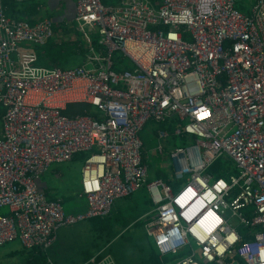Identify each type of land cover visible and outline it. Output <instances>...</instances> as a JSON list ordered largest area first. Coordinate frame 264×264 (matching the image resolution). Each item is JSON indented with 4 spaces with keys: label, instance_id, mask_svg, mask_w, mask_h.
<instances>
[{
    "label": "built area",
    "instance_id": "1",
    "mask_svg": "<svg viewBox=\"0 0 264 264\" xmlns=\"http://www.w3.org/2000/svg\"><path fill=\"white\" fill-rule=\"evenodd\" d=\"M235 3L75 0L72 19L90 54L63 69L33 64L18 48L44 45L52 20L7 16L0 0V209L8 210L0 245L18 239L45 252L60 226L105 218L115 200L144 186L153 207L144 230L161 264L184 250L169 264H264V0L249 14ZM80 103L96 111L66 114ZM149 121L163 124L158 139L180 141L155 149L169 181H148L139 133ZM85 152L86 207L66 214L36 179ZM221 158L234 173L211 170ZM82 264L115 262L100 250Z\"/></svg>",
    "mask_w": 264,
    "mask_h": 264
},
{
    "label": "rangeland",
    "instance_id": "2",
    "mask_svg": "<svg viewBox=\"0 0 264 264\" xmlns=\"http://www.w3.org/2000/svg\"><path fill=\"white\" fill-rule=\"evenodd\" d=\"M116 4L117 0H107ZM14 5V11L18 17H25L24 11L31 9L34 14L26 16L28 19H36L33 17L36 14L48 15L54 22L53 37L47 41L44 45H30L26 42H20L18 48L24 53L31 52L32 56H35L33 64L46 66L49 63L50 55H56L58 58L59 67L66 69L81 65L86 60L85 56L90 54L88 44L82 36V33L77 29L76 22L73 21L75 0H24L20 2L12 1ZM11 5V4H10ZM42 7V9H37ZM14 17V16H11ZM40 17V15L38 16ZM92 38V42L96 43L97 36L89 34ZM81 41L80 42H78ZM85 41V42H84ZM56 53V54H55ZM20 54L18 51L11 53V58L17 60ZM119 54H115V59H119ZM130 62L125 60V64ZM49 65V64H48ZM89 67V65H87ZM1 109V107H0ZM86 110L89 114L95 112L96 109L88 104H69L66 114L71 115ZM160 123L149 121L145 124L142 131L139 133V137L143 143V153L147 169L148 181L154 179L156 176L170 179L169 164L166 159L160 157L156 152L158 144L164 146L168 151L179 144L178 139L168 140V143L164 139H158L155 135V129L161 128ZM89 152L79 153L72 160L60 164H52L50 167V176L58 188V193L62 195V207L66 214H74L84 208V200L77 197V191L79 188L80 176L82 173V167ZM218 167L216 169L222 171H230L234 173L235 167L232 161L221 158L217 161ZM53 170V171H52ZM52 172V173H51ZM53 174H57L56 177ZM59 175H62L59 177ZM226 178V176H225ZM78 180V185H71ZM69 184L68 186L66 184ZM65 187V188H64ZM66 187L68 191H64ZM146 191L140 189L135 191L128 198H121L115 201L109 217L104 219L98 225L104 224L105 229L93 228L91 221L84 220L71 225L60 226L57 230V243L55 245L56 252L59 260L57 261V255L51 258L56 259L57 264H77L81 262L88 254H95L98 248L103 247L101 251L106 252L105 255H109L115 264H140L148 259L151 250H154L152 239L147 237L144 233L143 227L140 224L132 225L134 217H137L141 212V208H149L146 205ZM115 209L120 211L116 212ZM228 222L231 226L241 228L238 220L234 216H230L227 213ZM130 224V225H129ZM127 225V226H126ZM126 226V227H124ZM112 229L111 234L108 235V229ZM196 257L199 262V249L192 245ZM19 250V251H18ZM18 251L16 254L7 255L9 252ZM189 253L188 250H184L179 256L171 257L167 256L166 264H169L175 260L186 256ZM31 256L27 251H21L19 241L13 240L12 242L4 243L0 245V264H24L25 259ZM45 258V257H44ZM173 258V259H171ZM46 259V258H45ZM228 264H239L238 261ZM201 264H204L201 262Z\"/></svg>",
    "mask_w": 264,
    "mask_h": 264
},
{
    "label": "crops",
    "instance_id": "3",
    "mask_svg": "<svg viewBox=\"0 0 264 264\" xmlns=\"http://www.w3.org/2000/svg\"><path fill=\"white\" fill-rule=\"evenodd\" d=\"M256 0H236V3H235V7H236V9L238 10V11H240L241 13H243V14H249L250 13V11H251V7H252V5L254 4V2H255ZM108 3V2H107ZM41 9H42V7H41ZM47 16V17H49L48 15H44V14H41V13H39V14H36V15H33V17L35 18V17H38V16ZM73 18V17H72ZM52 20V19H51ZM52 22H53V20H52ZM53 25H54V22H53ZM54 33V32H53ZM53 37V36H52ZM51 37V38H52ZM50 38V39H51ZM49 39V40H50ZM48 40V41H49ZM91 41H92V38H91ZM78 42H80L81 43V41H79L78 40ZM85 42V41H84ZM47 43V42H46ZM45 43V44H46ZM93 43V45H97V41H96V43H94V42H92ZM57 54H58V52H56ZM55 53V54H56ZM57 54L56 55H54V59H49L48 61H49V65L47 64L45 67H59V65H58V56H57ZM86 58V57H85ZM36 60H38L37 58H35ZM83 64H86V60H84V63H82L81 65H83ZM61 68V67H60ZM68 108V107H67ZM67 111V110H66ZM2 113V109H0V114ZM157 123V122H156ZM161 124V123H160ZM161 126L163 127V124H161ZM156 130L157 129H155V132H156ZM156 135V134H155ZM166 143H168V141L166 142ZM77 155V154H76ZM75 155V156H76ZM74 156V157H75ZM73 157V158H74ZM163 157V156H162ZM72 158V159H73ZM164 158V157H163ZM72 159H70V160H72ZM69 161V160H68ZM68 161H64V162H68ZM64 162H61V163H64ZM53 164H60V163H53ZM52 165V164H51ZM51 165L49 166V168H48V170L45 172V173H43L42 175H40L37 179H36V183H37V186H38V188L41 190V191H43L44 193H45V195L49 198V199H59L60 201H61V203H62V195H60L59 193H58V188H57V186H56V184L54 183V181H53V179L51 178V176H50V167H51ZM53 171V170H52ZM52 173V172H51ZM53 175H55L56 177L58 176L57 174H53ZM60 176H62V175H59V177ZM156 177H158V176H156ZM155 177V178H156ZM80 178H81V176H80ZM162 178V177H161ZM163 179H167V178H163ZM168 181H169V179H167ZM78 180H76L75 181V183H72L71 185H78ZM79 183H80V181H79ZM67 186L69 185L68 183L66 184ZM65 188V187H64ZM79 188H80V185H79ZM145 189V191H146V200H145V202H146V205L149 207V208H145V207H143V208H141V209H139V210H141V212L139 213V215L137 216V217H134V219H133V221H131L132 223H130V224H132V225H136V224H140V226H142L143 227V230H144V223H145V221L148 219V217L153 213V207H152V204H151V202H150V200H149V196H148V194H147V190H146V188L144 187V186H142V187H140V188H138L136 191H139L140 189ZM69 189L66 187V189L64 190V191H68ZM69 192V191H68ZM78 193H77V197L78 198H82L83 200H84V208L82 209V210H80V211H78V212H82L84 209H85V207H86V203H85V199H84V197L83 196H81V189H78V191H77ZM132 195V194H131ZM131 195H129V196H126V197H124V198H128V197H130ZM123 198V197H122ZM119 199H121V198H119ZM118 200V199H117ZM117 200H115V201H117ZM115 203V202H114ZM114 207V206H113ZM114 210V208H112L111 209V212ZM116 210V212L117 213H119V216H121L120 215V211L118 210V209H115ZM111 212H110V214H111ZM0 214H8V210H7V208H2V209H0ZM109 214V215H110ZM107 217H109V216H107ZM129 224V225H130ZM127 226V225H126ZM126 226H124V227H126ZM144 233L146 234V232H145V230H144ZM146 236H147V234H146ZM148 237V236H147ZM16 240V239H15ZM18 240V239H17ZM19 241V240H18ZM19 243H20V241H19ZM56 243H57V234H56V239H55V241H54V243L52 244V246L47 250V251H45V252H43L44 253V255H45V258H46V260L50 263V264H57L56 262L59 260V257H58V254H57V252H56V248H55V245H56ZM20 246H21V251H23V250H25V251H27L29 254H31V252H32V250H29V249H25L22 245H21V243H20ZM19 251V250H18ZM18 251H12V252H9L7 255H13V254H16ZM97 252V251H96ZM153 252L155 253V251L153 250ZM51 254H53V256H55V254L57 255V261H56V259L55 260H53L52 258H51ZM93 255V254H92ZM29 257L30 256H28L26 259H25V262H24V264H29ZM84 262V259L81 261V262H79V263H77V264H82ZM229 263H231L230 261H229ZM240 264V263H239Z\"/></svg>",
    "mask_w": 264,
    "mask_h": 264
},
{
    "label": "trees",
    "instance_id": "4",
    "mask_svg": "<svg viewBox=\"0 0 264 264\" xmlns=\"http://www.w3.org/2000/svg\"><path fill=\"white\" fill-rule=\"evenodd\" d=\"M104 4H106L107 3V0H101ZM4 4H5V6H6V10H5V13H6V15L7 16H14V17H17V15H15L16 14V11H14V5H13V3H12V0H4ZM11 4V5H10ZM30 13V15H32V14H34L33 13V11L31 10V9H29V11H24V14H25V17L26 16H28V14ZM53 30H54V28H53ZM49 59H54V55H50V58ZM218 167V164H217V162H215L213 165H212V167H211V170H215L216 168ZM216 170H218V169H216ZM219 172H220V170H218ZM224 172L225 171H221L220 173V175H223L224 176ZM223 176H221V177H223ZM107 217H105V218H91V219H89L88 221H91V223L93 224V228H98L97 226H99L100 228H98V229H105L106 228V226H102V225H104V224H101V225H98L99 223H101L104 219H106ZM108 231H109V233H108V235L109 234H111V231H112V229L110 228V229H108ZM103 247H100V248H98V250L97 251H100L101 249H102ZM105 251H104V249H103V251H102V255H105ZM92 256V254H88L85 258H84V262L89 258V257H91ZM45 255H44V253L42 252V251H39V250H32V252H31V256L29 257V264H50L45 258ZM228 260L230 261V262H233V261H238V263H240V260H239V258L238 257H233V258H228ZM83 262V263H84ZM140 264H161V262H160V260H159V258L157 257V255H156V253H154L153 252V250H151V252H150V255H149V257H148V259L147 260H145L144 262H142V263H140Z\"/></svg>",
    "mask_w": 264,
    "mask_h": 264
}]
</instances>
